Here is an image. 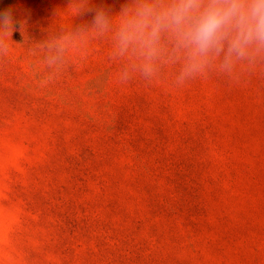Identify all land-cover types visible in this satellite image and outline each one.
Here are the masks:
<instances>
[{"label": "rangeland", "instance_id": "obj_1", "mask_svg": "<svg viewBox=\"0 0 264 264\" xmlns=\"http://www.w3.org/2000/svg\"><path fill=\"white\" fill-rule=\"evenodd\" d=\"M142 2L0 0V264H264V51H121Z\"/></svg>", "mask_w": 264, "mask_h": 264}, {"label": "clouds", "instance_id": "obj_2", "mask_svg": "<svg viewBox=\"0 0 264 264\" xmlns=\"http://www.w3.org/2000/svg\"><path fill=\"white\" fill-rule=\"evenodd\" d=\"M122 11L121 51L138 45L151 60L158 52L161 35L170 33L175 47L186 53L185 74L221 54L222 66L230 68L234 60L264 51V0H143L133 13ZM8 15L0 12V19ZM94 23L106 27V14L97 11Z\"/></svg>", "mask_w": 264, "mask_h": 264}]
</instances>
